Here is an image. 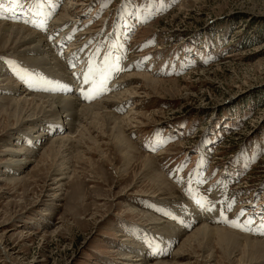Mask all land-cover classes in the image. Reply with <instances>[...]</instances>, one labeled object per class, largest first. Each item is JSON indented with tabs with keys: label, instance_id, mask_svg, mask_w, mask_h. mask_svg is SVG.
<instances>
[{
	"label": "rangeland",
	"instance_id": "1",
	"mask_svg": "<svg viewBox=\"0 0 264 264\" xmlns=\"http://www.w3.org/2000/svg\"><path fill=\"white\" fill-rule=\"evenodd\" d=\"M10 1L0 0V10ZM16 1L23 18L1 22L38 32L48 50L55 36L72 44L61 55L49 50L47 60L30 33L27 47L17 41L0 50V99H18L5 84L36 97L42 94L26 87L68 81L69 53L80 46L90 48V63H101L115 51L108 39L127 9L148 14L130 28L124 57H110L105 73L92 70L83 92L96 97L76 99L85 105L67 118V132L38 144L23 135L40 130L36 120L32 126L37 118L17 126L0 114V264L227 263L217 235L205 254L206 244L182 250L201 227L255 246L248 264H264L257 250L264 246V0H125L126 7L68 0L59 8L58 0ZM49 13L51 23L38 31ZM102 76L112 93L99 84ZM147 79L160 82L157 91ZM99 108L122 120L136 150L128 157L105 123L88 132L79 126L85 110ZM64 136L75 147L50 148ZM24 156L29 165H17Z\"/></svg>",
	"mask_w": 264,
	"mask_h": 264
},
{
	"label": "bare ground",
	"instance_id": "2",
	"mask_svg": "<svg viewBox=\"0 0 264 264\" xmlns=\"http://www.w3.org/2000/svg\"><path fill=\"white\" fill-rule=\"evenodd\" d=\"M60 2H66L65 0H59ZM5 2V1H4ZM57 3V2H56ZM70 1H67L66 6H69ZM42 4V3H41ZM55 6V5H54ZM10 9V8H9ZM11 10V9H10ZM7 10H0V16L5 17ZM51 12V11H50ZM9 14H13V12H7ZM24 15V13H21ZM57 14V13H56ZM48 15V14H47ZM50 15V13H49ZM53 15V14H52ZM41 17V16H40ZM67 17V16H66ZM20 18V17H19ZM9 19V18H8ZM3 20V19H2ZM56 21V20H55ZM54 21V22H55ZM3 23V24H1ZM71 23V22H70ZM53 24V23H52ZM59 24V23H58ZM14 24L11 23H7L5 22H1L0 21V50L3 49H7L12 43L19 41L22 42V45H25L26 43H28L27 41L31 38L28 34H32L33 37H35L36 39H38V50H40V52L43 53V55L45 57H47L50 59V57H52L50 54V51L48 49H46L44 42L45 39L43 36H41L38 32L36 31H32V30H27V29H20V27L18 26H12ZM37 27V26H36ZM52 28V27H51ZM67 28V27H66ZM124 36H126V34H124ZM31 42V41H30ZM33 42V41H32ZM36 44V43H35ZM31 45V44H29ZM18 46V45H17ZM26 46V45H25ZM32 46V45H31ZM35 46V47H36ZM27 47V46H26ZM29 48V46H28ZM36 48V49H37ZM67 48V47H66ZM6 51V50H5ZM34 52V51H31ZM4 53V52H3ZM24 53V52H23ZM67 53V52H66ZM19 54V53H18ZM22 54V53H21ZM8 55V54H6ZM29 55V54H28ZM21 57V56H20ZM38 59V58H36ZM51 60V59H50ZM37 61V60H35ZM46 61V59H45ZM43 62V61H42ZM54 62V61H53ZM52 62V66L53 63ZM33 63V62H32ZM37 63V62H34ZM49 63V62H48ZM40 64V62H39ZM58 64V63H57ZM38 65V64H37ZM44 65V64H43ZM45 66V65H44ZM51 66V67H52ZM36 68V67H35ZM44 69V68H43ZM48 69V68H47ZM55 69V68H54ZM56 71V69H55ZM109 71V70H108ZM61 72V70H60ZM41 73V72H40ZM47 73V72H46ZM52 73V72H51ZM109 75V74H108ZM61 74L59 73H55L54 77H60ZM105 77V76H104ZM6 79V78H5ZM55 79V78H54ZM57 79V78H56ZM61 79V78H60ZM58 78V80H60ZM12 80V79H11ZM63 79H61L62 81ZM107 80V79H106ZM39 81V80H38ZM43 81V80H42ZM55 81V80H54ZM52 81V82H54ZM57 81V80H56ZM60 81V82H61ZM148 83H150L151 88L154 91H157V89L159 88V86L161 85L160 82H155V81H151L150 79H147ZM3 82V81H2ZM13 82V81H12ZM44 82V81H43ZM59 82V81H57ZM4 83V82H3ZM39 83V82H38ZM46 83V82H45ZM5 84L4 90L5 91H16L15 93L17 94V98H8V96L5 95V98L0 99V114L2 115H6V117H8L11 121L21 122V120H23L24 117H31V118H37L32 120H27L29 122L32 121V126L34 125V121L35 125H38V127H40L39 131H34L35 129H33V127H28L27 130H25V132H23L24 137L28 136L29 139H31L32 141H34L35 143L39 142L41 143L43 140H47V138H49V133L48 130H50V128L48 127L49 124H52L51 127H55V126H63V129L66 128V132L68 131V128L70 129V125L71 123L67 122V118L68 117H72L73 115L75 116L76 114H78L77 112H79L82 107V105H78L76 104L77 100L74 99L75 97L72 95H68V96H56V95H40V94H36V97H30L28 94H24L21 92V90H19V88H15L12 87L10 84ZM44 85V84H43ZM19 86V85H18ZM21 86V85H20ZM19 86V87H20ZM35 86V85H34ZM100 87V86H99ZM103 88V87H102ZM24 89V88H22ZM11 91V92H12ZM13 92V93H14ZM92 92V91H91ZM103 92V90H102ZM101 92V93H102ZM1 93V92H0ZM12 93V94H13ZM100 93V94H101ZM7 94V93H6ZM10 93V95H12ZM15 94V95H16ZM93 94V93H92ZM97 95V94H96ZM99 95V94H98ZM118 96V95H117ZM2 97V96H1ZM114 97V96H113ZM98 98V96H97ZM118 98V97H117ZM112 100V99H111ZM115 101V99H114ZM85 102V101H84ZM118 102V101H117ZM116 102V103H117ZM121 102V101H120ZM103 103V102H102ZM100 104V103H99ZM98 104V105H99ZM115 104V102H114ZM85 105V104H84ZM83 105V106H84ZM94 105V104H93ZM92 105V106H93ZM64 106L67 108L65 109ZM87 106V105H86ZM85 106V107H86ZM91 106V107H92ZM95 107H97L96 105H94ZM100 106V105H99ZM106 106V105H105ZM81 107V108H80ZM84 107V108H85ZM89 107V106H88ZM71 108V109H70ZM90 108V107H89ZM83 110V109H82ZM81 113V112H80ZM79 115V114H78ZM76 115V116H78ZM80 116V115H79ZM75 118V117H74ZM73 118V119H74ZM77 119V118H76ZM19 120V121H17ZM75 120V119H74ZM83 124L79 125L81 128L84 129V131L88 132L89 130L86 128H91L90 125L91 124H96V123H105L106 127L109 128L108 131L112 132V136H114V144L120 148L121 150H123L124 155L128 157L129 152H133L136 151L134 149V147L132 146L131 143L128 142L127 138L124 135V129L121 123V119H116V117L114 118L112 114H110L109 112L105 111L104 108H99V109H88L85 110L84 114H83ZM40 122H42V124H40ZM125 122V121H123ZM17 123V124H18ZM27 123V122H26ZM16 124V125H17ZM21 124V123H20ZM19 124V125H20ZM40 124V125H39ZM124 124V123H123ZM15 125V126H16ZM31 125V124H30ZM29 125V126H30ZM69 125V126H68ZM84 125V126H83ZM87 125V126H85ZM14 126V127H15ZM18 126V125H17ZM67 126V127H66ZM37 127V128H38ZM72 129V128H71ZM78 129V128H77ZM76 129V130H77ZM24 130V129H23ZM65 130V129H64ZM62 132V131H61ZM61 132H57V134H60ZM65 132V133H66ZM69 133H72L71 131ZM20 134V133H19ZM22 134V132H21ZM76 134V133H75ZM81 135V134H80ZM79 135V136H80ZM20 136V135H19ZM59 136V135H58ZM46 137V139H45ZM51 137V136H50ZM61 137V136H60ZM72 138L66 137L64 136L62 139L60 140H53L54 142L50 145V148L53 149H60V150H67V148H73V143H74V138L73 136H71ZM82 137V136H81ZM85 137V136H83ZM91 137V136H90ZM53 138V137H52ZM28 139V140H29ZM56 139V138H55ZM20 140V139H18ZM49 140V139H48ZM30 143V142H29ZM58 144H61L62 146H59ZM40 146V145H39ZM35 147V146H34ZM75 147V146H74ZM116 147V148H117ZM36 148V147H35ZM117 148V149H118ZM21 151V150H20ZM67 152V151H66ZM13 153V152H10ZM31 153V152H30ZM10 155V154H9ZM12 155V154H11ZM14 155V154H13ZM16 155V154H15ZM25 157V156H24ZM30 157V156H29ZM66 157V156H65ZM22 158V157H21ZM16 160V159H15ZM31 162L30 158H27V156L25 158H22L19 162H17V165H29V163ZM12 164V163H11ZM10 164V165H11ZM14 165V164H13ZM12 168V167H11ZM23 168V167H22ZM56 183V182H55ZM153 183V182H152ZM264 228V227H262ZM181 232V231H180ZM217 235V243L220 245V250L221 252H223V257L225 258L226 261H228L227 263L224 262V264H248V263H252L251 260H253L252 256V251H254L256 248L255 246H249V245H244V247L242 248L239 243L235 240V238L230 237L225 235L224 233H220V231H215L212 229H208L207 227L203 228L201 227L200 230H197L196 233H194L191 237L187 238L185 243L182 246V250L189 246V247H193V246H199V247H204V254L207 253L205 252V248L207 247V244L213 240ZM253 243V242H252ZM188 247V248H189ZM180 250V249H179ZM257 250H259L260 252H262L263 256H264V246L260 245ZM209 252V251H208ZM259 252V253H260ZM241 253L242 257L239 259L237 258V255ZM257 253V251H256ZM255 253V254H256ZM214 253L210 251L209 256H211L210 258H213Z\"/></svg>",
	"mask_w": 264,
	"mask_h": 264
},
{
	"label": "snow or ice",
	"instance_id": "3",
	"mask_svg": "<svg viewBox=\"0 0 264 264\" xmlns=\"http://www.w3.org/2000/svg\"><path fill=\"white\" fill-rule=\"evenodd\" d=\"M0 9H3V3L2 2H0ZM0 18H4V17L0 16ZM77 81L82 83V84H85V85H91L93 83V80L90 79V76L85 75L84 73H82L80 76L77 77ZM81 95L85 99H87V95L84 92H81ZM262 234H264V233H262Z\"/></svg>",
	"mask_w": 264,
	"mask_h": 264
}]
</instances>
